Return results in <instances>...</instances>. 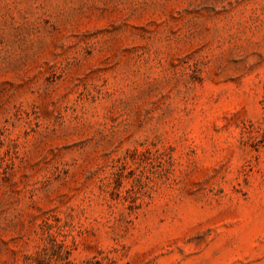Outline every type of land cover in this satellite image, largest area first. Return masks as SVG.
I'll return each instance as SVG.
<instances>
[{
    "label": "rangeland",
    "instance_id": "obj_1",
    "mask_svg": "<svg viewBox=\"0 0 264 264\" xmlns=\"http://www.w3.org/2000/svg\"><path fill=\"white\" fill-rule=\"evenodd\" d=\"M0 264H264V0H0Z\"/></svg>",
    "mask_w": 264,
    "mask_h": 264
}]
</instances>
